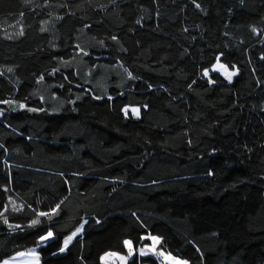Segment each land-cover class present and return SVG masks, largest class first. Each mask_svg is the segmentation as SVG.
Returning <instances> with one entry per match:
<instances>
[{
  "label": "trees",
  "instance_id": "1",
  "mask_svg": "<svg viewBox=\"0 0 264 264\" xmlns=\"http://www.w3.org/2000/svg\"><path fill=\"white\" fill-rule=\"evenodd\" d=\"M0 109V263L264 264V0H0Z\"/></svg>",
  "mask_w": 264,
  "mask_h": 264
},
{
  "label": "rangeland",
  "instance_id": "2",
  "mask_svg": "<svg viewBox=\"0 0 264 264\" xmlns=\"http://www.w3.org/2000/svg\"><path fill=\"white\" fill-rule=\"evenodd\" d=\"M211 72H216L221 74L226 80L232 82L235 76L238 74V69H232L228 65L224 64L221 58H218L216 63L212 66L210 70L204 71V76L208 79H211ZM207 73V74H205ZM228 73H234L231 76V79L228 78ZM1 110V109H0ZM141 112L140 107H126L125 113L132 114L135 117H139ZM83 231V226L79 227L74 233L68 235L64 240V249L75 240L76 236L79 235ZM46 233L40 243L36 246L30 247L26 250H23L7 259L2 261L0 264H42V255H41V246L45 245L53 236ZM155 237L152 235H148L146 237ZM71 237V240L65 245V241ZM145 237V238H146ZM158 238V237H157ZM147 239V238H146ZM131 241V240H127ZM160 239L158 238V242H153L151 239H148V242L140 246L139 248L135 247L134 243L131 241V251L129 246L127 247V252H117V251H107L101 256L102 264H129V261L138 255L140 258L152 257L158 264H189L186 260L180 259L170 253H167L165 250L160 248L159 246ZM141 250H143L146 254L141 255ZM110 253H114L115 255H108ZM120 257H124L125 259H120ZM152 264V263H150Z\"/></svg>",
  "mask_w": 264,
  "mask_h": 264
},
{
  "label": "snow or ice",
  "instance_id": "3",
  "mask_svg": "<svg viewBox=\"0 0 264 264\" xmlns=\"http://www.w3.org/2000/svg\"><path fill=\"white\" fill-rule=\"evenodd\" d=\"M22 34V33H21ZM205 74H207V73H205ZM228 75V78L229 79H231V76L232 75H234V73H228L227 74ZM21 107H23V105H21ZM31 110H33L34 111V109H31ZM57 208H59V205H57ZM53 211H55V210H53ZM49 214L48 213H45V212H41V213H39V216H48ZM5 222H7V221H5ZM33 225H35V224H37V223H39V220H33ZM48 235L49 236H51L52 235V233L49 231V233H48ZM147 239H151L153 242H158V238L157 237H146ZM41 239H44L43 237L41 238ZM71 240V237H69L68 238V240H66L65 241V245H67V243L69 242ZM124 243L127 245V246H129V249H130V251H131V241H124ZM64 249H61V251H63ZM146 253L143 251V250H141V255H145ZM108 255H115L114 253H110V254H108ZM120 259H125L124 257H120Z\"/></svg>",
  "mask_w": 264,
  "mask_h": 264
}]
</instances>
